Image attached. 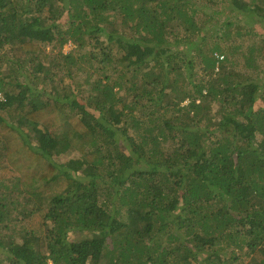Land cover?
<instances>
[{"label": "trees", "instance_id": "1", "mask_svg": "<svg viewBox=\"0 0 264 264\" xmlns=\"http://www.w3.org/2000/svg\"><path fill=\"white\" fill-rule=\"evenodd\" d=\"M249 1L227 4L264 21ZM212 19L0 0V264H264V85L233 79Z\"/></svg>", "mask_w": 264, "mask_h": 264}, {"label": "rangeland", "instance_id": "2", "mask_svg": "<svg viewBox=\"0 0 264 264\" xmlns=\"http://www.w3.org/2000/svg\"><path fill=\"white\" fill-rule=\"evenodd\" d=\"M216 1L218 4L211 3L209 0H194V6L198 14L209 13L214 18L211 21L215 20L219 22L216 33H219L220 43L225 47L224 55L226 59L224 67L234 74L233 79L236 82H243L249 79L248 82L253 80L256 83L264 85V57L260 54V47L264 38L263 17L258 16L254 19L251 17L244 18L243 13L238 14L237 10H232L228 7V0ZM248 2L250 1L248 0ZM198 17H201L200 22L207 20L205 16L199 15ZM227 20L233 21V26L227 27V30H225L223 23L227 22ZM238 25H241L244 29L242 31L237 30L235 27ZM224 32H227V34ZM254 47L256 51H252ZM75 48L76 46L69 42L64 46L62 53L78 52ZM48 52L52 53V50L49 49ZM56 52L55 50L54 53ZM216 69V72L222 70L220 69V65ZM29 71H31V68ZM263 104L262 101H259L256 103L255 109L257 110ZM214 110H219V105L215 104ZM71 237L74 236L71 234ZM241 254L244 260H248L245 252Z\"/></svg>", "mask_w": 264, "mask_h": 264}, {"label": "built area", "instance_id": "3", "mask_svg": "<svg viewBox=\"0 0 264 264\" xmlns=\"http://www.w3.org/2000/svg\"><path fill=\"white\" fill-rule=\"evenodd\" d=\"M0 97H1V93H0Z\"/></svg>", "mask_w": 264, "mask_h": 264}]
</instances>
